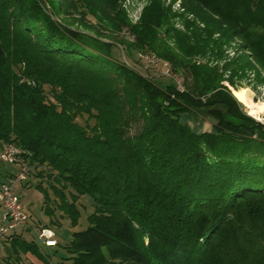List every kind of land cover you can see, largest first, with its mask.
Listing matches in <instances>:
<instances>
[{
  "label": "trees",
  "instance_id": "trees-1",
  "mask_svg": "<svg viewBox=\"0 0 264 264\" xmlns=\"http://www.w3.org/2000/svg\"><path fill=\"white\" fill-rule=\"evenodd\" d=\"M175 1L148 0L134 23L123 0H0V141L73 226L79 197L92 205L53 264H264V123L231 91L264 86V0ZM117 38L185 90L115 56ZM206 106L213 131L181 122ZM7 240L51 264L22 232Z\"/></svg>",
  "mask_w": 264,
  "mask_h": 264
},
{
  "label": "rangeland",
  "instance_id": "rangeland-1",
  "mask_svg": "<svg viewBox=\"0 0 264 264\" xmlns=\"http://www.w3.org/2000/svg\"><path fill=\"white\" fill-rule=\"evenodd\" d=\"M147 2L148 0H123L124 9L126 10V13L132 20V22L135 23L140 19L143 8L147 4ZM178 3L180 4V0H176L173 3L172 8L175 11L181 12V6L177 7ZM176 25L179 28L183 29L180 25V22H177ZM75 26H77L81 30L88 32L90 31L92 34H95V31L86 29L81 25L76 24ZM120 36L124 39L132 38L129 31L127 30L124 31ZM106 40H108V38H106ZM119 41V38L113 40L112 51L114 55L122 59L123 61H126L133 67L135 66L143 73H147L148 71L145 70L147 63L140 57V54L144 52L134 51L132 57H130ZM147 53L155 55L153 52ZM229 54H233L232 49H229ZM164 68V66L159 64L158 67L150 69L149 72L155 74L154 76H156L158 80L167 81L168 78H166V76L164 77V75L162 74H156L158 73L156 72V69L161 72ZM242 85V87H245L247 89V93L252 101H255L257 103H264L263 85L255 86V84L252 81L249 82V80H243ZM211 100L212 98L207 99V101ZM215 107L220 108L223 112H226V108L222 105H216ZM210 109L211 107L206 106L198 110L185 111L180 116L181 122L187 124L195 132L213 131L215 118L210 115ZM244 111L248 114L247 108L245 106ZM250 116L264 123V111L261 112L258 117H255L251 114ZM2 147L3 143L2 141H0V153L2 151ZM17 169L18 167L13 163L0 161V182L2 180L8 181L10 177L8 178L6 174L15 171L17 172ZM37 172L38 170L32 168L29 174L28 181L17 182L14 186L15 193L20 197L23 206L30 216L28 227L26 229H19V233L22 232V236L27 240H36L44 256L48 258L49 263L53 264L54 260L57 259V256L62 255L63 250L59 245L54 248H49L46 247V245L42 244L38 240L36 228H51L55 233L56 240H60V242L65 243L70 240L73 231L82 230L87 227L88 215L92 211V205L90 204V200L87 196L79 197L77 206L81 211V215L79 217L78 224L76 226H73L68 214L64 213L54 205L56 203L54 199H57L56 201L58 202L59 197H57L55 193L50 189L51 180L46 177L38 176L36 174ZM41 179H43L42 181L44 185L48 188L51 198L54 200V202H51V206L53 207V211L51 213L47 212L44 207V191L36 186L37 182ZM56 248H59L58 255L53 254V251ZM0 264H43V261L38 258L33 252H25L19 246L15 247L14 244L11 245V242L7 240L0 244Z\"/></svg>",
  "mask_w": 264,
  "mask_h": 264
},
{
  "label": "built area",
  "instance_id": "built-area-1",
  "mask_svg": "<svg viewBox=\"0 0 264 264\" xmlns=\"http://www.w3.org/2000/svg\"><path fill=\"white\" fill-rule=\"evenodd\" d=\"M177 7H180L179 3L177 4ZM140 57L147 63L146 69L148 70L158 67L159 64L164 66L165 68L161 72L156 69V72H158L156 74H162L166 77H169L174 81L178 90H185L184 75L179 72H174L171 69L170 63L168 61L156 55H151L147 52L141 53ZM25 80L31 84H35L34 81H29L26 78ZM0 161L13 163L18 167L17 172L10 176L8 181L0 183V207L3 209V212L0 214L1 244L5 242L11 235L19 233V229H26L28 227L30 216L23 206L20 197L15 193L14 186L17 182L27 181L29 178L30 167L27 161L21 157L20 147L12 142H8L3 145L2 151L0 153ZM36 232L38 240L42 244L46 245V247L52 248L57 246L55 233L51 228H36Z\"/></svg>",
  "mask_w": 264,
  "mask_h": 264
},
{
  "label": "bare ground",
  "instance_id": "bare-ground-1",
  "mask_svg": "<svg viewBox=\"0 0 264 264\" xmlns=\"http://www.w3.org/2000/svg\"><path fill=\"white\" fill-rule=\"evenodd\" d=\"M232 92L236 96V98L244 104L249 114L258 117L259 114L264 111V103H257L255 101H252L245 87H240L239 89H232Z\"/></svg>",
  "mask_w": 264,
  "mask_h": 264
},
{
  "label": "crops",
  "instance_id": "crops-1",
  "mask_svg": "<svg viewBox=\"0 0 264 264\" xmlns=\"http://www.w3.org/2000/svg\"><path fill=\"white\" fill-rule=\"evenodd\" d=\"M14 173H16V171L15 172H10V173H7L6 175H7V177L9 178L10 176H12ZM2 182H5L4 180H2L0 183H2ZM3 212V209H2V207H0V214Z\"/></svg>",
  "mask_w": 264,
  "mask_h": 264
},
{
  "label": "water",
  "instance_id": "water-1",
  "mask_svg": "<svg viewBox=\"0 0 264 264\" xmlns=\"http://www.w3.org/2000/svg\"><path fill=\"white\" fill-rule=\"evenodd\" d=\"M230 89H231V87H230ZM231 91H232V89H231ZM233 93V92H232ZM249 114V113H248ZM250 115V114H249Z\"/></svg>",
  "mask_w": 264,
  "mask_h": 264
}]
</instances>
